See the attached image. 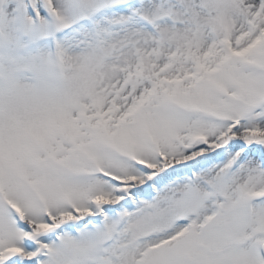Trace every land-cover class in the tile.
Returning <instances> with one entry per match:
<instances>
[{
  "label": "snow or ice",
  "instance_id": "1",
  "mask_svg": "<svg viewBox=\"0 0 264 264\" xmlns=\"http://www.w3.org/2000/svg\"><path fill=\"white\" fill-rule=\"evenodd\" d=\"M0 264H264V0H0Z\"/></svg>",
  "mask_w": 264,
  "mask_h": 264
}]
</instances>
